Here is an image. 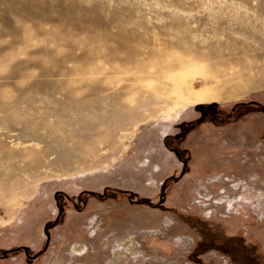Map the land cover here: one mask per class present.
Returning <instances> with one entry per match:
<instances>
[{"label":"rangeland","instance_id":"374dc122","mask_svg":"<svg viewBox=\"0 0 264 264\" xmlns=\"http://www.w3.org/2000/svg\"><path fill=\"white\" fill-rule=\"evenodd\" d=\"M0 143V264H264V0H0Z\"/></svg>","mask_w":264,"mask_h":264},{"label":"bare ground","instance_id":"6f19581e","mask_svg":"<svg viewBox=\"0 0 264 264\" xmlns=\"http://www.w3.org/2000/svg\"><path fill=\"white\" fill-rule=\"evenodd\" d=\"M110 36L117 39L120 38L118 34L116 35L110 34ZM101 37H102V42L106 43L105 39L108 37H106L105 34L102 35ZM121 40L123 41V43H120V46H117L115 48L111 47V49L114 48L115 51L114 50L113 51L115 52V55L118 56L119 61L121 63H125V64L133 63V66L130 67L124 66L123 68H119L117 64L113 66L114 70H120V71L122 70L121 72H123L126 75L127 82L122 84V86H124L123 88L127 89L130 88V86L131 87L135 86L136 90L138 89L137 92L147 93L148 97L145 99L147 100L150 99L151 101H153V103L159 104L160 108L166 106L168 103H171L174 100L180 101L185 97L181 85L175 84V82L178 81L177 80L178 72H176V69L182 65V61L180 60L169 61L168 59L165 61L160 59L155 60L154 62L150 61L147 53H140L141 56H139V52L136 45L137 43L134 42L133 39L127 38ZM121 48L126 50L125 55L120 56ZM161 52L162 51H160L159 53ZM152 53L155 52L152 51ZM159 53H155V54H159ZM161 55L163 54L161 53ZM98 70L100 72L104 71L102 67H99ZM157 79L158 80L161 79L164 82L163 86L158 89L150 86L151 85L150 81L152 82L153 80H157ZM166 85H170V87L168 88L166 87ZM190 96L193 102H201L204 100L212 99L211 96L202 95V94H190ZM2 152H3V148H2V144L0 143V182L4 180V175H8L6 174L9 171L7 169H10V167L19 168L18 167L19 165H17L16 162H14L13 164L7 163L3 159ZM20 155L21 153H19L18 151L14 156L20 158ZM0 185H2V182Z\"/></svg>","mask_w":264,"mask_h":264},{"label":"water","instance_id":"95a60500","mask_svg":"<svg viewBox=\"0 0 264 264\" xmlns=\"http://www.w3.org/2000/svg\"><path fill=\"white\" fill-rule=\"evenodd\" d=\"M45 232H46V235H47V238H46V243H45V247L47 246V244H48V241H49V239H50V237H49V234L47 233V228L45 229ZM24 250L26 251V248L24 247ZM6 251H4L3 253H5Z\"/></svg>","mask_w":264,"mask_h":264}]
</instances>
